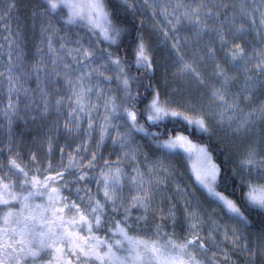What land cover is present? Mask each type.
Returning a JSON list of instances; mask_svg holds the SVG:
<instances>
[{"label":"snow or ice","instance_id":"6c2138e0","mask_svg":"<svg viewBox=\"0 0 264 264\" xmlns=\"http://www.w3.org/2000/svg\"><path fill=\"white\" fill-rule=\"evenodd\" d=\"M0 264H264V0H0Z\"/></svg>","mask_w":264,"mask_h":264},{"label":"rangeland","instance_id":"374dc122","mask_svg":"<svg viewBox=\"0 0 264 264\" xmlns=\"http://www.w3.org/2000/svg\"><path fill=\"white\" fill-rule=\"evenodd\" d=\"M158 23V22H157ZM160 27V24L158 23V25H157V28H159Z\"/></svg>","mask_w":264,"mask_h":264},{"label":"trees","instance_id":"16d2710c","mask_svg":"<svg viewBox=\"0 0 264 264\" xmlns=\"http://www.w3.org/2000/svg\"><path fill=\"white\" fill-rule=\"evenodd\" d=\"M159 23V22H158ZM158 23H157V25H158Z\"/></svg>","mask_w":264,"mask_h":264}]
</instances>
